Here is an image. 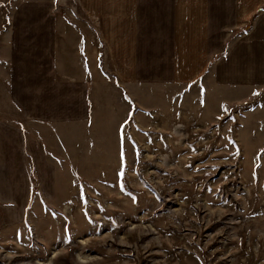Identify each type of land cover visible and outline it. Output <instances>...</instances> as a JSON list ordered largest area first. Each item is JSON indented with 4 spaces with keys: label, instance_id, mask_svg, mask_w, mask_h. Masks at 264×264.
<instances>
[{
    "label": "rangeland",
    "instance_id": "rangeland-1",
    "mask_svg": "<svg viewBox=\"0 0 264 264\" xmlns=\"http://www.w3.org/2000/svg\"><path fill=\"white\" fill-rule=\"evenodd\" d=\"M39 1L0 0V45L16 39L17 45L26 46L18 54L0 46V58L34 49L28 59L41 62L36 56L46 43L53 61L60 59L63 64L53 69L55 76L60 71L53 80L56 88L79 81L85 90L79 95H48L61 117H73L59 121L71 148L65 152L59 148V157L48 154L40 159L41 145L54 150L48 137L53 131L45 125L43 138L41 121L26 107L27 95L19 90V95L12 94V62L0 64V139L11 160L19 156L15 149H22L26 165L22 171L21 161L14 162L11 177L23 178L12 197L16 201L0 197V264H264L260 76L252 85L227 83L224 95H199L198 81L191 86L195 95H167L161 104L156 98L155 106L154 95H143L152 106L139 107L132 115L120 164L116 133L106 125L113 114L106 111L113 110L115 116L116 107L124 102L112 95L115 107L107 108L106 81L96 68L92 78H85L79 68L76 50L81 37L92 45V58L99 57L105 70L108 52L105 36L79 0H57L54 13L71 19L68 22L78 29L87 28V36L71 34L67 28L64 33L61 28V35L43 41L36 34L41 21L30 18L18 21L11 41L5 38V32L15 27L12 23H17L16 9ZM261 13L264 0L255 14L238 23V34L232 38L249 31ZM212 70L209 66L207 74ZM17 71L20 77L21 67ZM23 84L19 81L18 88ZM86 90L93 103L91 129H84L80 104ZM22 130L27 147L20 143ZM14 134L20 139L18 148Z\"/></svg>",
    "mask_w": 264,
    "mask_h": 264
},
{
    "label": "crops",
    "instance_id": "crops-1",
    "mask_svg": "<svg viewBox=\"0 0 264 264\" xmlns=\"http://www.w3.org/2000/svg\"><path fill=\"white\" fill-rule=\"evenodd\" d=\"M262 1L79 0L80 4H78L82 5L83 11L105 36L108 48L105 70L99 57L92 58V45H86L87 41L81 37L80 45L76 50L79 68L85 78H92L93 69L96 68L106 81L107 108L114 109L115 107L112 95H119L124 102L120 107L116 105L115 116L113 110L106 111L107 115L113 114V118L106 125L109 131L116 133L114 141H117L120 164L122 162L121 152L126 139V126L131 122L132 115H135L139 107H144L146 104L152 106L146 103L147 98L143 99V95H154L153 106H155L156 98H158V104H161L162 99L165 100L167 95H191L193 93L195 95L191 86L197 81L200 83L199 95H224V87L227 83L247 85L249 82L252 85L258 83L259 76L263 80L264 13L260 16L256 15L253 27L249 31H244L243 36L240 35L237 39L232 38L236 33L238 34L236 31L238 23L252 13L255 14ZM56 3L57 0H40L20 7L19 10L16 9L15 17H13L17 23H12V16H8V21L15 27L4 30L6 40L11 41L12 35H15L18 21L30 18L41 21V29L36 34L42 35L43 41H45L44 37H49V40L52 37L51 40H53V36L61 35V28L64 33H67L65 31L67 28L71 34L87 36V28H83L85 31L78 29L68 22L71 19L54 13ZM248 3L253 6L244 5ZM30 10L33 14H30L32 13L29 12ZM55 21L58 22L57 25ZM9 44L0 45L3 49H8L3 50L4 52L17 53L24 50L21 48L26 47L17 45L16 39L14 43ZM35 48H38L36 49L38 52L40 51L39 47ZM41 49V54L36 56H40L41 62L35 63L28 59V54L34 49L21 53L19 56L13 54L7 60L0 58L1 65H9L8 62H12L10 64L15 84L12 94L19 95V90L20 95H27L26 107L28 112L33 111L31 116L41 121L43 138L46 136L44 135L46 127L53 131V134L48 137L50 139L49 148H54V150L50 151L46 149V146L41 145V149L37 148L40 159L48 154L53 157L58 156L59 148L64 152L71 148L63 137L65 128L59 124V121H70L73 117L71 115H68L70 118L61 117V113L52 109L54 107H51L48 95H79L82 89L85 90V84L79 81L69 84L68 89L66 84L61 85L63 88H56L53 80L60 71L55 76L53 69L63 64L60 59L53 61L49 54L50 48L46 47V43L41 44ZM30 58L32 59L33 56L30 55ZM212 59L216 60L211 65ZM209 66L213 68L211 74H207ZM18 67L22 69L20 77ZM107 69L114 72L115 76H110ZM262 80L261 84L264 83ZM19 81L24 83L20 86L21 89L18 88ZM189 88H191L190 92L186 93ZM80 104L84 107H82L84 109L83 123L86 127L84 129H91L94 121L91 112L93 103L87 90ZM23 131L20 134L21 140L18 139V134L13 135L16 139L15 148H18L19 140L20 143L23 142V146L27 147L26 131ZM106 135H102L103 141H106L108 137ZM34 146L32 143L31 150ZM7 151V146L2 144L0 139V197L6 196L9 197L10 202H15L16 200L12 197L17 196L18 183L23 178H13L11 174L14 169L16 170L14 162L18 164V160L21 161L22 171L25 170L24 151L15 149L14 155H19L16 160H11L12 155L10 158ZM55 160L58 161V158ZM4 200L8 202L7 199Z\"/></svg>",
    "mask_w": 264,
    "mask_h": 264
}]
</instances>
